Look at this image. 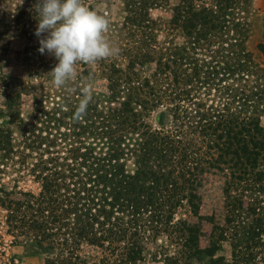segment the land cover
I'll list each match as a JSON object with an SVG mask.
<instances>
[{
    "label": "rangeland",
    "instance_id": "1",
    "mask_svg": "<svg viewBox=\"0 0 264 264\" xmlns=\"http://www.w3.org/2000/svg\"><path fill=\"white\" fill-rule=\"evenodd\" d=\"M190 1L189 16L217 3ZM35 2L0 0V264H264V232L250 235L257 219L264 231V189L251 180L264 154L235 160L221 128L197 124L203 111L230 120L256 111L264 127V0L233 3L224 27L197 39L184 0H157L143 27L126 23L129 0H88L110 13L121 51L79 64L71 91L54 87L58 61L38 51ZM89 77L93 100L76 119ZM156 131L182 146L157 168L168 166L162 188L129 195L100 179L113 165L133 174L137 140L146 132L158 146ZM173 179L185 189L164 191ZM147 200L157 202L141 208Z\"/></svg>",
    "mask_w": 264,
    "mask_h": 264
},
{
    "label": "trees",
    "instance_id": "2",
    "mask_svg": "<svg viewBox=\"0 0 264 264\" xmlns=\"http://www.w3.org/2000/svg\"><path fill=\"white\" fill-rule=\"evenodd\" d=\"M186 4L181 7V17L185 18V22L187 24V34L190 37H194L195 39L201 38L206 29L208 30H214L217 27H224L226 22L228 21L226 19V16L228 14V9L232 7L231 5L235 3L237 5L239 3V0H215L217 3L215 4V9L213 7H203L197 10H194L193 15H187L188 13H191L190 11L192 8H189L191 5L190 0H184ZM130 6L129 11L132 13V15H129L127 18L126 23H133L136 24V21H138L139 24H136L138 26L143 27V24H145V18L144 15L146 14L149 7H152L153 5H157V0H129ZM193 11V10H192ZM179 13V11H177ZM180 14V13H179ZM184 14V15H183ZM143 17V18H142ZM194 19V20H193ZM199 26V28H198ZM145 27H150L149 23L146 24ZM190 28V29H189ZM198 28V29H197ZM201 36V37H200ZM261 51L264 53V48H260ZM257 98H262L261 96L257 95ZM264 99V98H263ZM248 102V103H247ZM248 104V106H247ZM240 107L247 109L249 113L252 112V110H249V107L256 106L254 103H252V100L249 101L244 94H243V100L239 101ZM247 106V107H246ZM207 111H203V114L198 119L197 124L198 127L211 129L214 127V131L217 132V129H222V132L218 134L219 140L222 139L223 136L226 137V146L225 148L230 151L232 150V154L235 156V160H239L240 158L245 157L246 164H257V158L261 156V154H264V127L260 124V118L259 116L255 115L256 111H254V115H245L241 118L240 115H236L234 120L227 119L228 114H223L221 111L218 110L217 113L209 114ZM247 112V111H246ZM135 113V112H134ZM253 113V112H252ZM119 117H121V114H118ZM135 116V114H133ZM133 126V125H129ZM133 128V127H132ZM143 135H141V138L137 140L139 149L135 150V166L136 169L134 170L133 174H129V172H126L125 168L123 166H114L111 170H107L104 175H100V179L106 180L107 178L112 180L115 179L114 183L118 186L120 190H122L123 193L131 195L133 192H138L144 196L145 193L150 192L149 190H153L154 185L156 186H163V183H160V180L162 177L169 174V171L166 170V167L163 166V162L168 160V157L176 156L175 151L178 152L179 149L182 146L178 147V150L174 147L175 140L169 139L166 137H163L161 135L162 132L156 131L154 132V136L157 137L159 141L158 146L153 145L152 142L149 139L144 140V136L147 135L146 132H142ZM116 140H123L122 138H116ZM179 143H181L180 140H178ZM152 144V147H149L148 145ZM173 153H168L170 150H174ZM139 150V151H138ZM138 151V153H136ZM188 154H185L186 158ZM154 157V160H153ZM164 159V160H162ZM161 166L160 169H157L158 166ZM186 169V168H184ZM191 168L187 170V173L189 176H192L193 173H191ZM104 173V172H103ZM109 174V178L108 177ZM253 175V174H252ZM139 177V178H138ZM137 180L139 182L136 187H130L131 180ZM239 179H242V177H238ZM246 180V179H245ZM251 180L260 183L259 187L260 189H264V172H255V177ZM136 182H134L135 184ZM147 183L152 184L153 186L146 185ZM164 191L170 193V191L175 188L178 189H185V186L183 183H179V181H170ZM144 185V188H142ZM131 188V189H130ZM141 188V189H139ZM162 188V187H161ZM126 191V192H125ZM155 194V192H154ZM129 195H124L126 197H123L124 200H126L129 204L128 206H131L134 208V205L137 206L139 202L136 201V198H129ZM147 195L151 196V193H148ZM152 198V197H150ZM150 200H147L144 202L145 204H142L140 207L144 208L147 204L153 205L157 201L149 202ZM139 205V204H138ZM88 217V216H87ZM256 221H253V224L251 225L252 232L250 231V235H252L253 239L260 238L259 236L262 235L263 228L261 224H258ZM91 241V239H90Z\"/></svg>",
    "mask_w": 264,
    "mask_h": 264
},
{
    "label": "clouds",
    "instance_id": "3",
    "mask_svg": "<svg viewBox=\"0 0 264 264\" xmlns=\"http://www.w3.org/2000/svg\"><path fill=\"white\" fill-rule=\"evenodd\" d=\"M39 38V53L55 57L58 63L48 73L57 89L77 79L78 65L94 67L98 62L117 57L120 48L109 39L110 13L103 7H90L88 0H36L32 6ZM94 84L81 89L75 118L86 114L93 100Z\"/></svg>",
    "mask_w": 264,
    "mask_h": 264
}]
</instances>
